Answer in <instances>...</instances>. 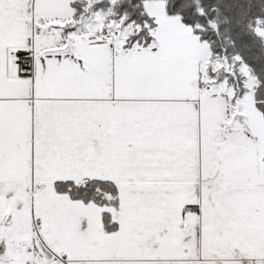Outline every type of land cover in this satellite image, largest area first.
I'll list each match as a JSON object with an SVG mask.
<instances>
[{
    "label": "snow or ice",
    "instance_id": "obj_1",
    "mask_svg": "<svg viewBox=\"0 0 264 264\" xmlns=\"http://www.w3.org/2000/svg\"><path fill=\"white\" fill-rule=\"evenodd\" d=\"M0 264H264V0H0Z\"/></svg>",
    "mask_w": 264,
    "mask_h": 264
}]
</instances>
